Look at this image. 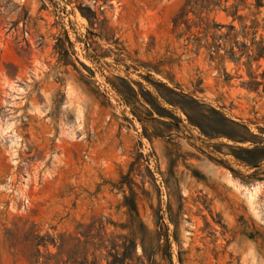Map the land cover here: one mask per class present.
<instances>
[{"label": "rangeland", "instance_id": "1", "mask_svg": "<svg viewBox=\"0 0 264 264\" xmlns=\"http://www.w3.org/2000/svg\"><path fill=\"white\" fill-rule=\"evenodd\" d=\"M262 53L264 0H0V264H264Z\"/></svg>", "mask_w": 264, "mask_h": 264}, {"label": "trees", "instance_id": "2", "mask_svg": "<svg viewBox=\"0 0 264 264\" xmlns=\"http://www.w3.org/2000/svg\"><path fill=\"white\" fill-rule=\"evenodd\" d=\"M262 54H263V55H261V56H264V53H262ZM225 118H226V117H225ZM227 120L229 121L230 124L235 125V126H239V127H242V128L245 129V131H246V133H247L248 136H246V137H241V138H243L242 140H244V141L256 142V141H254V139L251 137V136H254V134L250 131V129H249L245 124H241V123H239V122H237V121H235V120H233V119H229V118H227ZM230 137H231L233 140H237V139H236L237 137H235V136H231V135H230ZM255 149H259V148H255ZM263 158H264V157H263ZM263 158H262V159H263Z\"/></svg>", "mask_w": 264, "mask_h": 264}]
</instances>
